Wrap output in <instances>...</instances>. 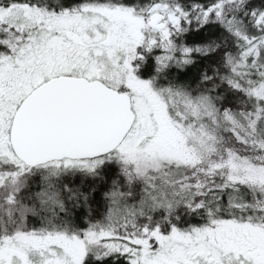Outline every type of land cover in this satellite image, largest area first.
<instances>
[{"label": "snow or ice", "instance_id": "snow-or-ice-1", "mask_svg": "<svg viewBox=\"0 0 264 264\" xmlns=\"http://www.w3.org/2000/svg\"><path fill=\"white\" fill-rule=\"evenodd\" d=\"M0 264H264V0H0Z\"/></svg>", "mask_w": 264, "mask_h": 264}]
</instances>
